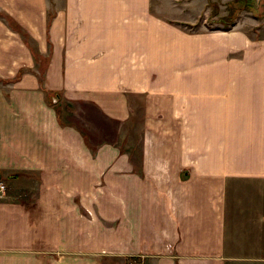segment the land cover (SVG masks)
I'll use <instances>...</instances> for the list:
<instances>
[{"label":"crops","instance_id":"1","mask_svg":"<svg viewBox=\"0 0 264 264\" xmlns=\"http://www.w3.org/2000/svg\"><path fill=\"white\" fill-rule=\"evenodd\" d=\"M177 7L0 0V264H262L226 197L264 180V22Z\"/></svg>","mask_w":264,"mask_h":264},{"label":"rangeland","instance_id":"2","mask_svg":"<svg viewBox=\"0 0 264 264\" xmlns=\"http://www.w3.org/2000/svg\"><path fill=\"white\" fill-rule=\"evenodd\" d=\"M252 8L240 9L234 12L232 20L240 18L253 17L259 20L260 24L264 22V0H250ZM210 3H213L216 8H213ZM191 0L186 4L182 0L183 12L181 8L177 7L184 16H194L197 18L193 25L183 26L187 31L196 32L202 29H217L224 28L223 24L218 21L219 16L227 14L226 8L230 3L233 6H242V2H233V0ZM241 3V4H240ZM180 4V3H179ZM190 10V11H189ZM215 10V12H213ZM179 17H181L179 15ZM247 21H244L245 24ZM257 22V21H256ZM254 29V28H253ZM252 32V31H251ZM264 35V34H263ZM23 40L29 48L32 49V42L27 36ZM53 101L56 100L52 96ZM54 103V102H51ZM136 121L138 119L136 118ZM138 123H135L131 134L136 136L138 130ZM128 143L132 145L126 148L132 152L133 155L138 154L139 146L136 142V137H132ZM227 205L231 214V224L227 229L226 243L229 250H234L241 254H256L262 256V264H264V180H238V182H231L227 189ZM237 254V253H236Z\"/></svg>","mask_w":264,"mask_h":264},{"label":"trees","instance_id":"3","mask_svg":"<svg viewBox=\"0 0 264 264\" xmlns=\"http://www.w3.org/2000/svg\"><path fill=\"white\" fill-rule=\"evenodd\" d=\"M234 1L235 2H242L243 1L242 6L241 7L240 6H238V7L233 6V8H232L231 5H230V3H229L227 5L228 8H226L227 14L224 15V16H219V19H218V21L221 23V25L223 24V27L225 29L232 23V21H233L232 18L234 17L233 16L234 15V12H236L237 10H240V9H247V8L249 9V8H252L253 7L252 4H251V2H250V0H233V2ZM207 2L210 3V0H207ZM210 5L213 8H216L213 3H210ZM213 12H215V10Z\"/></svg>","mask_w":264,"mask_h":264},{"label":"built area","instance_id":"4","mask_svg":"<svg viewBox=\"0 0 264 264\" xmlns=\"http://www.w3.org/2000/svg\"><path fill=\"white\" fill-rule=\"evenodd\" d=\"M5 189L4 184L0 181V194Z\"/></svg>","mask_w":264,"mask_h":264},{"label":"water","instance_id":"5","mask_svg":"<svg viewBox=\"0 0 264 264\" xmlns=\"http://www.w3.org/2000/svg\"><path fill=\"white\" fill-rule=\"evenodd\" d=\"M55 97H56V95H55Z\"/></svg>","mask_w":264,"mask_h":264}]
</instances>
